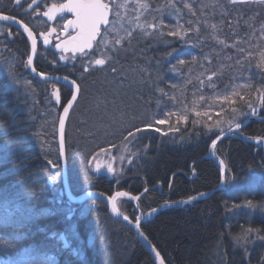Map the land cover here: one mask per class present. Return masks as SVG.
I'll return each instance as SVG.
<instances>
[{
  "label": "trees",
  "instance_id": "1",
  "mask_svg": "<svg viewBox=\"0 0 264 264\" xmlns=\"http://www.w3.org/2000/svg\"><path fill=\"white\" fill-rule=\"evenodd\" d=\"M146 1L157 24L163 21L162 33L158 31L150 39L140 38V33H135L118 49L103 51L108 67L83 68L77 70L79 74H74L76 69H71L69 73L82 87L80 102H85L82 111L94 106L99 115L88 117L93 118L95 128L98 125L102 128L100 132H109L103 139L98 136L88 140L85 146L102 148L105 146L101 143L103 140L110 144L122 142L118 137H124V127L132 121V133L151 125L147 134L141 132L138 142L136 140L131 147V157H136L129 170L132 182H126L123 188L137 194L144 188L140 185L143 178L152 189H148L142 203L153 207L171 196L172 200L178 201L218 187L221 171L218 164L207 157L209 145L221 129L229 128V121L233 125L242 122L251 110L248 103L257 104L259 94L264 90V67L259 65L260 53L264 52V36L262 40L251 38L257 24H264V15L255 19L256 14L249 13L253 3L233 4L231 0H226L225 4L223 0ZM205 2L211 5L202 8ZM170 3L175 7H170ZM185 4L192 6L194 15L184 7ZM225 8H228L227 13ZM167 14L178 17L168 21L164 19ZM189 22L193 29L199 28V32L190 30L183 40L168 35L180 25L183 26L180 31L189 29ZM180 59L186 63L179 65ZM173 66H176L175 70ZM102 71L112 76L109 78L113 81L110 83L112 88L120 91L114 95L113 92H92L95 91L92 82ZM189 76L195 78L191 87L197 93V100L190 91ZM239 76L242 77L239 83L244 84V81L254 85V94L244 100L236 98V104L227 107L213 98L217 93L230 92L232 83L235 84ZM126 81L131 91L123 86ZM0 84H3L0 89V150L12 140L20 147L19 151L10 154L0 151V229L21 237L7 241L0 239V264H17L13 257L19 254L30 259L19 264L39 261L47 264L50 255L57 257L56 264H154L149 252L131 231L123 230L120 223L114 224L119 230L113 231L111 237L106 234L112 232V227L104 220L106 207L102 203L96 202L77 223L66 217V202L59 203L55 199L57 192L47 182L48 176L52 175L48 161H53L57 150L55 131L50 134L47 127L49 123L56 124L54 107L43 105L42 99L47 93L41 96L35 91L41 97L34 106L31 94L28 98L21 97L20 91L7 89L5 81ZM242 90L249 92L252 89L244 87ZM85 93L88 98L84 97ZM201 95L203 101L199 99ZM126 96H131L129 99L134 105L139 104V107L135 106L134 116H130L134 117L132 119L127 113ZM232 108L237 112L220 116ZM144 109L147 118L137 116L143 114ZM119 111L123 116L121 119L118 118ZM167 111H178V117L186 115L187 123L183 119L178 121L175 116L176 122L170 119L167 128L162 127L163 124H150V120L168 117ZM196 111L209 112L207 115L213 119H204L205 114L199 117L195 115ZM215 118H221L219 123L214 121ZM153 127L160 131H154ZM18 135L21 138L18 139ZM242 135L264 138V121L252 120L244 127ZM82 137L77 135L78 140ZM48 142L53 143L52 146L45 147ZM68 144L72 171L74 167L78 169L75 160L70 164L71 154L76 151ZM217 153L229 167L226 178L231 183H226L225 189L206 199L194 200L189 207L163 210L143 225V231L167 264H264L263 147L241 137H229L218 144ZM192 170L197 171V176L191 180L188 176ZM157 183H160L159 187L154 188ZM96 186L107 193L113 189L102 181ZM248 200L256 207L249 209L245 203ZM6 203L18 206L15 216L5 212ZM62 233L71 238L68 249L63 247L60 239ZM73 248L79 249L81 254L73 256Z\"/></svg>",
  "mask_w": 264,
  "mask_h": 264
},
{
  "label": "rangeland",
  "instance_id": "2",
  "mask_svg": "<svg viewBox=\"0 0 264 264\" xmlns=\"http://www.w3.org/2000/svg\"><path fill=\"white\" fill-rule=\"evenodd\" d=\"M124 2H125V0H117L116 3L117 4H123ZM223 2L225 4L226 0H223ZM140 3H142V2L140 1ZM240 4L241 5L252 4L253 6L250 5V7H253L252 8L253 10H251L249 13H252V14L255 13L256 14L255 19H257L258 16H262L263 17V15H264V3L259 2V0H249L248 3H240ZM126 5H127L126 13H125V11L120 10L121 17H120V20H119V22L117 24L116 30L110 31L109 35L107 36V40H108L107 45H112V44L115 43V41L117 39H119L120 40V43H119L120 45L119 46H121L122 43H123V40L129 35V33L132 32V30H134V29H136L138 27L137 25H139V18L141 16H143L144 11H143V13H140L139 12L140 11V7L138 5L134 6L135 4H134L133 0H128ZM210 5L211 4L205 2V3L202 4V8L208 7ZM130 8H131L132 14H133V16H131V17L129 16L130 15L129 14ZM220 11H221V9H220ZM227 11H228V8H225L224 12L227 13ZM150 14H151V12H150ZM219 14H220V12H219ZM134 15L136 16L135 18H134ZM141 25H143V24H141ZM252 31L253 32H251V38H259L258 40H260V39L262 40L263 36H264V24L262 22L257 24V26ZM72 53L66 54V58L67 59L64 62L71 61L73 59L72 57L77 58V57L80 56V54L77 53V52L76 53L72 52ZM19 60L20 59L18 57H16V59H15L16 64H18L17 61H19ZM9 62L11 63V61H9ZM5 68H8V66H6ZM134 69H137V68L134 67ZM8 72H9V70H8ZM12 72H13V76L16 77V71L13 70ZM20 72H22V71L20 70ZM17 75H18L16 77L17 80H15L14 86L20 87L21 84H17V81H18L20 76H19L18 73H17ZM239 75H241V72L239 73ZM192 77L193 76H189V82H191V84H188L189 87H191L193 82H195V78H192ZM241 78L242 77L239 76V80L235 84L232 83V89L234 87L238 86V85H243L242 83H239L242 80ZM120 81H124V80H120ZM111 83H113V81H111ZM126 83H127V81L123 84V86L127 89L128 86H127ZM37 88L39 89V86H37ZM242 88H244V87L237 88V90L240 92V95L244 96V98H247V96H251V94H254V90H251L249 92H243ZM49 89H50V92H51L50 95L53 96V85L52 84L49 85ZM232 89H231V91H232ZM85 90H87V89L85 88ZM190 91L193 92L192 96L194 98H196V100H197V93L195 92V90L191 87ZM255 92H258V91H255ZM134 94H135V92H134ZM225 94H227V93H225ZM86 95H87V93H85L84 97H86ZM217 95H221V94L217 93L216 95H213V98H215ZM86 98H88V97H86ZM236 98H238V97H236ZM220 102H222V101H220ZM258 104H259V101H258ZM258 104H255L253 107L255 109L256 108L258 109L259 108ZM199 105H201V103ZM224 105H225V107L229 106V104H226V103ZM262 107H261V109H262ZM89 108H92V106H90ZM89 108H87L84 112L80 108H78V110H76V112H74L72 114L71 118H70V121H71L70 126L73 123H75V124H74V126H71V127H73L72 130L70 129L71 131L70 130H67V131H69V141H71L70 144L72 145L74 150H75V147H80L79 146L80 142H78L79 140L77 138V135L86 136V140H91V141L94 140V139H97L98 136L101 137V139L109 136V132H105V131H101L100 132V130L102 128H99V125L95 128L96 124L94 125L93 118L92 117H88V116L91 115V114L92 115H94V114L99 115V114L95 113V111L93 109L90 111ZM200 108H203V107L200 106ZM263 111L264 110H262V112ZM122 112H123V110H122ZM177 112L176 111L175 112L174 111H167L166 114L173 113V116H170V117L166 116L164 118L160 117V118L156 119L155 121H152V120L149 119L151 121L150 124L156 125V121L157 120L167 119V123L163 124V126H162V127H166L167 128L168 124L170 123L169 122L170 119H174L175 116H177L176 118H178V113ZM196 112H198V111H196ZM250 112H251V110L247 114V116H249V118H251L253 116H259V118H264V116L262 115L263 114L262 112L260 113V115H257V113L255 115H251ZM256 112H257V110H256ZM127 113L129 114V117L130 116H134L133 115L134 111H131V110L128 109ZM145 113L146 112H145V109H144V113L143 114L140 113L139 115L137 114V116H142L143 118H147ZM232 113H233L232 111H228V112L225 111L222 114H220V116L224 117L226 115H231ZM207 114H209V112ZM195 115H196V113H195ZM203 115L204 114L201 113V115L199 117H202ZM122 117L123 116L120 114V111H119L118 112V118L121 119ZM129 117L127 119L128 123L130 121V118L131 119L134 118V117H130V118ZM204 119L209 121V120H212L213 117L210 116V115H204ZM220 119L221 118H215L214 121L215 122H219ZM132 122H134V121H132ZM132 122H130L129 124H126L125 127H124V128H126V130H125V132L122 133V136H126V137H122V138L118 137V139H121L122 142H120V143L113 142L112 144H110L111 143L110 141L103 140L101 143L104 144L105 146H103L102 148H98V146H95V147L91 148L89 146V149H88V147L83 145V146H81L82 149H80L79 151H76L77 153L74 152V153L71 154L70 159L72 158V161L70 162V164L73 163V160H75L76 164L78 166V169L76 167H74V168H72V171H71V177H72V181L71 182H72L73 187L76 188V190L77 189H82V188L90 185L89 183L92 181V173L95 170H99V171L107 170L108 171V166L109 165H111V168L113 169V171L112 172L108 171V174L104 176L105 178H107L106 176H108V178H109L108 180L111 181L113 179L114 183H119L121 181L124 182V181H126L128 179L127 178V173H130V171H128V170L130 168V165L133 163V162L130 163V159L132 158L130 151H131V147L134 144V140L137 139L136 137H137V134H138L137 131L132 133V131H133V127H132L133 123ZM98 123L99 122H97V124ZM75 125L77 127H75ZM47 127L50 129L49 130L50 134H53L54 131H55V126L52 125L51 123H49L47 125ZM148 128H150V127H148ZM76 129H78L79 132H77ZM129 133H132V135H130ZM172 133L175 134V132H172ZM17 137H18V139L21 138L19 135ZM242 138H245V136H243ZM249 140L251 141L252 139H249ZM249 140H247V141H249ZM137 142H138V140H137ZM14 143H16L15 140H12L11 144H6L4 147L1 148L0 151L5 150L7 154L13 153L15 151L16 152L19 151L20 150L19 144L16 143L17 144V147H16L14 145ZM256 143L260 147H264V142L258 143L256 141ZM45 144H47V145H45V147H47V146H52L53 143L48 142V143H45ZM140 147H141V145H140ZM136 148H137V145H135V149ZM56 152H57V150H56ZM207 155H208V157L210 159H211V156H212V159L220 164V160H222V158L219 156L218 153L215 152V150H214V152L212 150L208 151ZM133 158H136V157H133ZM49 162H52V160H49ZM53 162H54V165L57 168H60L59 165H58V159L56 157V154H55V158H53ZM221 166H222V169H224V167H226V165L224 167H223V165H221ZM57 171L58 172H55V175H56L55 178H58V176H59V181L60 180L62 181V176H60V171L59 170H57ZM79 175L81 177H79ZM75 177L82 178V180L77 181V180H75ZM61 185H62V182L60 183V186ZM72 193H73L74 196L77 197V196H80V195L84 194L85 192L83 190H77V191H72ZM139 196H141V195H138V199H133V197H131L129 195L119 196V197H117V203H118L119 207L121 208L122 212H124V213H126V211L128 212V208L130 206H132L134 208L139 207V208H143V209H141L142 212L140 214H142V213H144V214L151 213V215L148 218H152L155 215V213H152V210H150L149 208L145 209V207H143V205L141 204L142 201L139 198ZM134 197H137V196H134ZM68 201H70V199H68ZM88 204H92V203L91 202H89V203L88 202L81 203L80 211H79V207H78L77 212L79 213L80 216L85 214L86 210L88 209ZM143 217H145V216H143ZM111 220H113V219H111ZM111 225H112L111 226L112 228H110V229H111L112 232H110V231L107 232L106 234H108V235L112 234L113 231L117 232L119 230L118 227L114 226V223H111ZM110 237H111V235H110ZM111 242H112V240H111ZM119 246H122L121 243L119 244ZM21 258H22V255L20 256L19 259H21Z\"/></svg>",
  "mask_w": 264,
  "mask_h": 264
},
{
  "label": "snow or ice",
  "instance_id": "3",
  "mask_svg": "<svg viewBox=\"0 0 264 264\" xmlns=\"http://www.w3.org/2000/svg\"><path fill=\"white\" fill-rule=\"evenodd\" d=\"M249 0H231V3L233 4H237V3H248ZM259 2L264 3V0H259ZM15 4L20 6L21 5V0H15ZM37 4V0H28V9H31L33 12L36 11V8H33V5ZM137 4L140 8L143 9H147L148 8V4L147 3H140V0H137ZM39 5H37L38 7ZM47 7V5H45ZM170 7H175L174 4H169ZM127 5L126 4H113V0H68L67 3H63L60 5L57 4H52L51 7L48 9V11L44 12L43 15L44 16H48L49 19H54V13L59 11V12H71L75 14V18L72 20H68L67 24L64 25V31L67 32L68 27H71L75 34H69V39H66L64 41H62V43L60 44H56L55 48H59L61 49V52H65V51H69L71 50L72 52H80L83 55H88V53L85 51L86 49H92L93 47V43L97 40V37H100V42L103 44H107L108 40H107V36L110 33V31H114L117 28V24L120 20L121 17V12L120 9L121 8H126ZM184 7L188 8L190 12L193 13V15L195 14L192 10V6L190 4H185ZM115 9V10H114ZM27 11V9H26ZM178 11V10H177ZM113 16V19L110 20L109 16ZM0 20L2 21H13L17 24H19L20 26L23 27L24 31L27 32L29 38H31L32 40V48H31V52L32 55L28 56V59L26 61V65L27 66H31L33 64V56L36 54L37 51V41L35 38L34 33L32 32L31 28H29V26L27 24H24L23 21H16L15 17L12 16H8V15H3L0 14ZM161 26H163V21H160ZM189 29H186L184 31H180L179 29L182 28L183 26L180 25L177 29L171 30L168 32V35L170 36H178L180 37L182 40L184 39L185 36H187L188 31L193 30L196 32H199V28H195L193 29L191 27V22H189ZM102 26L104 28V32L102 34L101 29ZM138 27H140L141 29L144 28V25H137ZM147 27L149 28H155L156 25L155 24H148ZM213 28H215V25H212ZM52 32H55L56 29L53 28L51 30ZM148 34V33H146ZM43 35V34H41ZM130 35V33H129ZM49 39H48V35H44V43H49ZM187 42V41H185ZM116 44L120 43V40L117 39L115 41ZM220 43H224V41H220ZM63 45V47H62ZM69 45H71V48H69ZM240 51H243V49H240ZM251 55V54H249ZM73 59H75V57H72ZM60 59H67L65 56L61 55ZM193 61L196 60V57H192ZM89 63H94L95 65H104L106 63L105 59L100 58V59H95L94 61L90 60ZM186 63L185 60L180 59L178 61L179 65H184ZM259 65L261 67H264V52L260 53V57H259ZM176 66H173V70H175ZM32 71H36V69L33 67ZM9 75L13 76V72H12V67L9 68ZM40 76H44V73H39ZM14 79V76H13ZM53 79H63L65 82H67L69 84L70 87L73 88L74 92L71 96V99L67 102V106L63 108V113H64V117L66 118L68 116L69 110L73 107V103L77 100V95L80 92V86L79 84H77V82L75 80H68V77H53ZM209 80H211V77H209ZM212 87H215L214 84L211 85ZM173 87H175V85H173ZM241 87H247V85H238L236 87H234L232 89L231 92H228L227 94L224 95H217L215 97V99L217 101H222L226 104L229 105H234L236 104V97H238L240 100H244V96L240 95V92L237 90V88H241ZM53 95L55 96V99L57 102L60 101V90L58 88L55 87V85H53ZM199 99L201 101L204 100V96H200ZM195 103V102H194ZM259 103L264 106V94L261 95L260 99H259ZM248 107L249 109H251L250 114L251 115H255L256 114V109L252 106L251 103H248ZM192 111H195V108L192 109ZM231 111L233 113H235L237 111L236 108H232ZM205 115H207V113H204ZM169 117L173 115V113H168L167 114ZM197 116H200L201 113L200 112H196ZM178 121L180 119H183L185 121V123H187V119L188 117L185 116H179ZM157 124H165L167 123V119H160L156 121ZM195 123V121H194ZM219 123V122H217ZM229 131H233V122L229 121ZM59 126H60V132H61V139H62V143H63V132H64V126H65V121L64 119H61L59 121ZM147 127H151V125H148ZM241 128V124L240 123H235L234 124V129L235 130H239ZM141 129H136V131H140ZM156 131H160L159 128L155 129ZM221 133L223 132V129L220 130ZM130 135H132V133H129ZM257 140L258 143L260 142H264V138H254ZM211 147L213 150H215L216 148V142L213 141L211 144ZM214 154V153H213ZM51 163V162H50ZM223 161H220V164L223 165ZM53 167H55V165H53ZM108 171L112 172L113 169L111 168V165L108 166ZM262 179H264V177H262ZM223 181L225 183H231V180H229L228 178H223ZM29 191H31V189H28ZM147 189H145L146 191ZM128 195L127 193H116V196H126ZM205 194L201 193L200 197L204 196ZM111 202H112V211L120 214L119 213V209L116 205V197H111ZM133 199H138V197H133ZM198 199L197 196H192L189 197L188 200H182L179 201L177 203L179 204H189L192 201ZM246 206L249 209L255 208L256 205L253 204V202L251 200H248L245 202ZM233 207H239V205H233ZM19 211L18 206L17 207H12L10 204H5V212L9 215V216H15L16 213ZM47 211V210H45ZM157 210L156 209H152V213H155ZM151 215V213H149ZM124 219L127 220L128 217L124 216ZM136 227L139 228V218H137L136 220ZM249 232H251L252 230L249 229ZM53 236L56 235V233L52 234ZM21 237L17 234H14L12 232H8L6 230L0 229V239L2 240H10V239H20ZM60 239L64 241L63 247L65 249L70 248V243L65 239L64 236H60ZM71 254L73 256H79L80 250L79 249H75L73 248L71 250ZM156 256L157 258L160 259V264H164V260L163 258L160 257V253L156 252ZM56 260L57 257L55 255H50L48 256V260H47V264H56ZM36 264H45V261H39L36 262Z\"/></svg>",
  "mask_w": 264,
  "mask_h": 264
},
{
  "label": "bare ground",
  "instance_id": "4",
  "mask_svg": "<svg viewBox=\"0 0 264 264\" xmlns=\"http://www.w3.org/2000/svg\"><path fill=\"white\" fill-rule=\"evenodd\" d=\"M133 2H134V6H137L138 4H137V0H133ZM177 15V14H176ZM153 15H151L150 14V11H148L147 10V17H146V19H145V23H144V28L142 29V31H141V33L139 34L140 35V38H144V39H147L148 37H149V39L151 38V37H153V36H155L156 34H157V32L159 31L160 33H162L160 30L162 29V26L159 24H157V20H154V18L152 17ZM176 17H178V16H176ZM175 17V15L173 16V15H171V14H167L166 15V17L164 18L165 20H168V21H170V20H172V18H176ZM148 24H155L156 25V27L155 28H149V27H147V25ZM159 26V30H157V28H158V26ZM139 29H141L140 27H138ZM146 33H148V34H146ZM19 41V40H18ZM127 40H123V43H122V45L126 42ZM24 43L25 44H23L22 45V41L20 40L19 42H17L16 43V45L14 46V47H11V46H2L1 48H0V82L1 83H3V81H5V85H10V84H12V83H15V81H14V79H13V76H10L9 75V72H8V70H9V68L10 67H12V71L13 70H15L16 71V73L17 72H19L20 70H21V67H19V66H16V61H15V59H16V52L14 51V50H11V52H10V49L11 48H16L17 50H19L20 51V53H21V55H23V56H25V55H27L28 54V50H29V48H31V46H32V40H31V38H30V42L29 43H27L25 40H24ZM120 44H116V43H114V44H112V47L114 48V49H118V47H121V46H119ZM94 43H93V47H92V49H86L85 51L88 53V55H83V54H81L80 53V56L79 57H77V58H75V60H74V65H73V67L76 69V70H74L73 72H74V74H79V73H77V70H82L83 69V67H81V64L83 63L84 64V62L86 61V60H89V59H91V58H93V52H94ZM26 51H27V53H26ZM9 61H11V63L9 62ZM20 61V62H19ZM18 61V63L19 64H22V61H24V59L21 57L20 58V60ZM15 63V64H14ZM35 63H41V64H43L42 62H39V59H35V61H34V65H35ZM82 64V65H83ZM6 66H8V68H5ZM77 67H80V68H77ZM82 74V73H81ZM104 74V71H102L101 73H99V74H96V79L92 82V85L94 86V90L95 91H92V92H94V93H97V92H100V91H102V93H110V92H113V94L112 95H114V92H118V91H120L118 88H116V87H114V88H112V86H111V80L109 79V78H111L112 76L108 73V72H105V74ZM243 85H247V88H249V90H254V89H256V88H254V85H250V84H247V83H245L244 81H243ZM17 84H20V83H17ZM3 86V84H0V89H1V87ZM130 86H131V84H130ZM128 89V91H131V87L130 88H127ZM126 89V90H127ZM97 91V92H96ZM262 94H264V90L262 89L261 90V92H260V94H259V97L258 98H260L261 97V95ZM68 96H65L63 99L64 100H66V99H68L67 98ZM129 97H131V96H126L125 98H128L127 99V101L129 102V103H127V108L129 109V110H131V111H135V106L137 105V107H139V104H136L135 103V105H134V103H131V101H130V99H129ZM137 99L138 100H140V98L139 97H137ZM134 101H135V99H133ZM126 104V103H125ZM258 104V103H257ZM258 109L256 108V110H257V115H260V113L262 112V110H264V106L262 107V105L260 104V105H258ZM261 107H262V109H261ZM263 114V116H264V111L262 112ZM1 114V113H0ZM246 119H249V116H247L242 122H240V124L242 125L244 122H245V120ZM173 121H175L176 122V120L175 119H172ZM252 120H261V121H264V118H259V116H253V117H251L250 118V120L245 124V126L249 123V122H251ZM244 126V127H245ZM233 127H234V125H233ZM244 127L243 128H241L239 131H236V132H231V136H229V137H243L244 135H242V131L244 132ZM146 128H148V127H144V128H142L140 131H137L138 132V134L139 135H141V132L142 133H146L147 134V130L148 129H146ZM154 128V127H153ZM227 131H229V128L228 129H225V130H223V132L222 133H224V132H227ZM140 132V133H139ZM145 134V135H146ZM221 134V131L214 137V139L211 141V143H210V145H209V149H208V151H210L211 150V144H212V142L219 136ZM239 134V135H238ZM138 135V136H139ZM241 135V136H240ZM229 137H226V138H229ZM226 138H224V139H226ZM248 138V140L249 139H252V141H254L255 139L254 138H261V137H253V136H245V138H242L243 140H246ZM223 139V140H224ZM222 141V140H221ZM220 141V142H221ZM78 142H80L79 144V146L80 147H75V151H79L80 149H82V147L81 146H85L86 144H87V142H88V140H86V136H83ZM220 142H218V144L220 143ZM218 144L216 145V148H215V152L217 153V146H218ZM86 147H88V149H89V146H86ZM74 149V148H73ZM263 151H264V149H263ZM207 157H208V155H207ZM209 158V157H208ZM132 159V158H131ZM130 159V160H131ZM211 159H212V156H211ZM213 160V159H212ZM216 162V161H215ZM217 164H218V166H219V168H220V171H221V180H220V183H219V185H218V187H216L215 189H212V190H208V191H201L200 193H197V194H195V195H193V196H197L198 197V199L197 200H200V199H206V198H208V197H210L211 195H213L215 192H218V191H221V190H223V189H225L226 188V183L223 181V178H225L226 177V170H224V171H222L221 170V166L219 165V163L218 162H216ZM130 167H131V165H130ZM264 167V166H263ZM229 167L227 166V167H224V169H228ZM131 168H129V170H130ZM128 170V171H129ZM177 172H180V170L179 171H177ZM223 172H224V175H223ZM228 173L230 174V176H232L233 177V174H232V172L229 170L228 171ZM196 176H197V171L196 170H192V173H191V175H189L188 177H189V179H195L196 178ZM127 177H129V173H127ZM234 178V177H233ZM75 180H77V181H80V180H82V178H79V177H75ZM129 181H130V183L132 182V177H131V175H130V177H129ZM222 181H223V183H222ZM147 181H145L143 178L141 179V181H140V185L141 186H144V188L139 192V193H137V194H135L133 191H132V193L133 194H135V195H138V194H140V193H142L143 192V190L144 189H149L150 187H148L147 186ZM105 184V183H104ZM172 184V183H171ZM170 184V185H171ZM159 185H160V183H157V185H155V186H153L154 188L155 187H159ZM146 186V187H145ZM53 187L55 188V190H56V192H57V195H55V199H58V200H60L61 202H64L65 200H66V197H65V195L64 194H62L61 192H60V190H61V186H60V183H59V180L57 179V182L53 185ZM152 188V187H151ZM211 191H214L211 195H207V196H203V197H199L198 195H200L201 193H208V192H211ZM192 197V196H191ZM170 198V199H169ZM168 199H166L163 203H161L162 204V207H160L161 208V210H160V212L161 211H163V210H166V209H170V208H184V207H189L190 206V204H192V202L191 203H189V204H179V203H177V202H179V201H182V200H188L189 199V197H187V198H185V199H182V200H178V201H174V200H172V196L171 197H169ZM164 204V205H163ZM116 205H118V203L116 202ZM102 206H105L106 208H105V210H106V212H104L105 214H104V217H105V219L104 220H106V221H108V223H109V225L110 226H112L111 225V223H117V222H115V221H113V220H111L110 218H109V216L107 215V214H109V215H111L110 214V210H109V208L107 207V205L105 204V203H102ZM118 209H119V207H118ZM141 213V212H140ZM112 216V215H111ZM141 216H145V217H149L150 216V214H144V213H142L141 214ZM137 240V239H136ZM140 243V242H139ZM141 244V243H140ZM153 244V243H152ZM142 245V244H141ZM143 246V245H142ZM153 246H154V244H153ZM144 247V246H143ZM155 247V246H154ZM145 248V247H144ZM155 249L157 250V248L155 247ZM158 251V250H157ZM159 252V251H158ZM160 253V252H159ZM160 255H161V253H160ZM162 256V255H161ZM163 257V256H162ZM153 259V258H152ZM164 259V258H163ZM154 261V260H153ZM165 261V260H164ZM154 264H155V262H154Z\"/></svg>",
  "mask_w": 264,
  "mask_h": 264
},
{
  "label": "flooded vegetation",
  "instance_id": "5",
  "mask_svg": "<svg viewBox=\"0 0 264 264\" xmlns=\"http://www.w3.org/2000/svg\"><path fill=\"white\" fill-rule=\"evenodd\" d=\"M67 2L68 0H37V4L33 5V8H36V11L33 12L31 9H28V0H21L20 6L15 4V0H0V13L15 17L17 20L23 21V23L27 24L32 30H34L38 37H40L41 34H43V37L44 35H48L50 41L48 47H44L41 42L39 43V53L44 54V57L39 59V62H42L43 64L38 63L37 67L42 71H54L57 73H61L68 67L72 66L71 62H64L66 59H60L61 55L66 57V54L70 52H61V49L55 50L54 47L57 43L64 41L67 37H69L68 35L62 36V32L64 30V25L68 22L69 19L74 18V16L71 17L65 11H57L55 13V18L52 19L51 22H49V17L43 15L44 12L48 11L52 4L60 5ZM113 4H115V0H113ZM37 5L39 6L37 7ZM45 5H47V7ZM112 19L113 16L110 15V20ZM53 28L56 29L55 32L51 31ZM0 32H2V34L7 38H11L14 40L17 39L16 41H14V43L3 42V46L14 47L20 40L22 41V45L25 44L24 40L28 43L25 35L19 29H16L11 25L0 22ZM101 32L102 34L104 32L103 26ZM100 44L102 45L103 43L100 42V37H97V40L94 42L95 48ZM11 50H14L16 52V48H11L10 51ZM25 61L26 60L22 61L23 66L21 68L26 69Z\"/></svg>",
  "mask_w": 264,
  "mask_h": 264
},
{
  "label": "water",
  "instance_id": "6",
  "mask_svg": "<svg viewBox=\"0 0 264 264\" xmlns=\"http://www.w3.org/2000/svg\"><path fill=\"white\" fill-rule=\"evenodd\" d=\"M21 28H23V27H21ZM31 55H32V52H31ZM36 55H37V51H36V54L33 56V64L31 66H29L30 72L35 74L37 77H39L40 79H42L44 81H53V82H56V83H58L60 85H65L66 87H68L69 89L72 90V94H73L74 90H73L72 87L69 86V84L67 82H65L63 79H59V80L53 79V77H61L62 78V77H65V76H56V75L55 76H53V75L52 76L51 75L40 76L37 71H32V68L34 67V61L36 59ZM68 80L71 81L73 79L68 77ZM79 94H80V92H79ZM79 94L77 95V100L79 98ZM77 100L73 103V107L69 110L68 116L65 118L63 110H62L60 118H59V121L61 119H64V121H65L64 132H63V143H62V139H61L59 121H58V129H57V140H58L59 155H60V161H61L63 186H64V189H65V192H66L67 196L69 197L70 200H72L74 202H82V201H84L86 199H89V198H96V199H99V200L103 201L107 205V207L109 208L110 214L112 215V217H114L116 220H119V221H122V222H125V223L129 224L132 227V229L135 231L140 243L145 247V249L149 252L151 257L153 258L155 264H160V259L157 258V256H156V252H158V251L155 249V247L153 246L151 241L141 231L140 227L139 228L136 227V223L132 222L129 219L125 220L124 216L120 212H119L120 214H117V213L112 211V202H111V199L109 197H107L104 194L97 193V192H87V193H84V194H82V195H80L78 197H75V196L72 195V193L70 191V188H69V182H68V168H67V162H66V151H65L64 136H65V127H66V123H67L68 117H69L71 111L73 110ZM66 106H67V103H66V105L64 107H66ZM249 120H250V118L246 119L245 122L241 125V128H243L245 126V124ZM239 130H235L234 127H233V131H227V132L221 133L214 140L216 142V145L218 144V142H220L224 138L231 136V132H236V131H239ZM211 150L214 152L212 147H211ZM223 166H224V164H223ZM223 175H224V172H223ZM222 183H223V181H222ZM213 192L214 191H211V192H208V193H203V194H205L204 196H207V195L209 196ZM198 196L200 197V195H198ZM139 223H140V221H139ZM160 257L163 258L161 255H160ZM164 264H166L165 261H164Z\"/></svg>",
  "mask_w": 264,
  "mask_h": 264
}]
</instances>
